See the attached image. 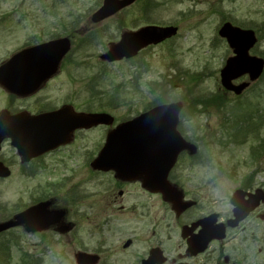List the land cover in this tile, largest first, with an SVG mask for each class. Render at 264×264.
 Masks as SVG:
<instances>
[{"label": "rangeland", "instance_id": "obj_1", "mask_svg": "<svg viewBox=\"0 0 264 264\" xmlns=\"http://www.w3.org/2000/svg\"><path fill=\"white\" fill-rule=\"evenodd\" d=\"M100 2L69 0L66 8L59 4L55 9L52 0H0V63L23 45L46 40L59 32L64 22L71 27L72 47L57 77L36 96L22 99V106L34 109L48 96L56 101L63 95L85 91L86 106L98 105L101 101V110L114 117V126L143 112L163 93L169 101L180 100L188 109L197 97L205 100L219 91L223 93L221 106L220 103L209 105L204 112L199 106L200 112L194 120L184 110L179 128L191 142L198 144L200 140L199 153H214L215 165L228 163L238 168L233 180L217 178L215 174L214 181L218 184L214 197L224 196L226 188L238 184L246 167L258 164L259 156L252 157L253 154L264 153V146L259 147L264 142V72L242 95L225 94L219 70L231 51L217 36V29L228 20L259 30L260 40L251 53L264 59V0H149L146 9L143 0H137L131 8L100 24H91V12ZM6 15L10 19H4ZM146 24H172L178 27V32L142 50L134 59L106 62L99 58L111 42L118 41L123 31ZM247 80V76L237 79L238 82ZM6 101V95L0 92V107ZM194 123L202 130L199 135L192 131ZM106 131L105 127L87 131L86 149L94 150L102 145ZM79 145L78 141L76 146ZM3 152L0 159L12 172L8 178L0 179V222L39 199L51 198L57 206H64L57 201L63 191L52 192L48 183L62 182L69 174L68 168L72 170L81 164L79 153L47 157L42 162L44 167L34 170L32 164H20L8 143L3 145ZM93 154L84 153L87 160L96 155ZM261 165L264 166V159ZM17 231L13 228L0 234L1 245L11 241L5 247L6 264L21 263V251L27 253L24 257L27 260L37 254H34L36 238L26 233L19 238ZM51 251L45 252L41 264H69L61 255L64 250L56 253L53 247ZM0 264L5 263L2 260Z\"/></svg>", "mask_w": 264, "mask_h": 264}, {"label": "flooded vegetation", "instance_id": "obj_2", "mask_svg": "<svg viewBox=\"0 0 264 264\" xmlns=\"http://www.w3.org/2000/svg\"><path fill=\"white\" fill-rule=\"evenodd\" d=\"M136 1L132 0L99 22L90 23L100 24L131 8ZM52 2L55 9L59 4L64 8L69 5V0ZM143 4L145 9L149 8V0H143ZM3 18L10 19L8 15ZM70 34L71 27L64 22L59 32L52 33L46 40L23 45L0 64L31 46L61 38L71 41ZM96 37H99L98 32ZM69 53L60 60L57 71L35 90L16 94L0 86V92L7 99L5 105L0 107V116H21L23 120H31L47 114L49 129L63 132L51 143L37 142L30 146L26 153L44 154L32 159L28 165L32 164L36 170L44 167L42 162L47 157L56 158L62 153L80 155L81 164L72 170L68 168L69 174L62 182L48 183L51 186L49 190H54L52 192L63 191L57 201L64 206H57L51 198L39 199L30 205L39 207L31 230L28 231L24 224L16 227L19 238L23 233L36 238L34 254H37L35 257L30 255L27 264H41L45 252H52L53 247L55 252L64 250L63 254H58L63 255L69 264H264V166L261 165L264 153H258L257 165L246 167L236 186L226 188L224 196L214 197L218 184L215 178L233 180L238 168L228 163L215 165L214 153H199L200 140L198 144L191 142L179 128L184 110L189 111L192 120L198 116L196 102L191 103L188 109L184 105L177 123L178 132L194 146V152L178 153L165 177L153 174L155 184L150 180L152 173L158 171L156 166L135 167L149 174L147 179H151L148 182L140 175L126 177L116 170L95 169L90 165L95 156L87 160L84 153L98 154L101 145L87 150L84 134L105 127L106 136L111 127L74 126L71 131L66 123L71 115L105 112L101 110V101L98 105L87 107L85 91H77L69 95L65 93L64 98L56 101L53 96H48L34 109L21 104L22 99L36 96L57 77ZM234 83L239 82L235 80ZM228 93L233 94L225 91V94ZM151 106L148 108L151 109ZM1 120L0 117V132L4 131L6 135V121ZM194 125L192 131L199 135L202 130L196 123ZM46 127L42 123L38 129ZM78 141L82 146H76ZM5 143H8L12 153H23L12 146L5 136L0 141V153H4ZM10 242L6 241L5 244L9 245ZM21 252L23 260L27 253Z\"/></svg>", "mask_w": 264, "mask_h": 264}, {"label": "water", "instance_id": "obj_3", "mask_svg": "<svg viewBox=\"0 0 264 264\" xmlns=\"http://www.w3.org/2000/svg\"><path fill=\"white\" fill-rule=\"evenodd\" d=\"M131 1L119 3L116 0H104L103 6L92 16V20L94 22L100 21ZM175 33V27L160 28L154 26L144 27L137 32L123 33L120 42L111 45L108 52L101 58L112 61L133 56L148 44L158 43ZM221 35L226 37L236 54L227 61L221 70L222 84L238 94L246 85L232 86L231 80L243 73H249L250 78L255 79L262 71L263 60L248 55L249 48L256 41L253 31L241 30L227 23L221 30ZM69 45L67 39L50 41L14 55L0 67V84L9 91L19 94H26L35 90L44 79L56 70L58 62L68 51ZM179 108L180 104L158 106L118 125L108 133L104 148L92 166L104 169L113 168L117 170L118 174L126 177L140 175L145 181L149 174L135 169L136 166H143L140 161L144 159L147 161L144 166L158 167V171L153 172L152 179H147V182L150 180L151 183H154L153 174L162 178L165 177L177 153L184 149L190 153L194 152V146L186 143L176 132V112ZM111 122L112 117L107 114H77L70 116L66 126L70 128L68 130H73L74 126L89 127L99 123L111 124ZM42 123L47 127L39 130L38 126ZM49 124L47 114L31 120H23L21 116L11 119L8 131H10L13 144L21 148L23 153L19 154L24 160L38 154L26 153L27 150H30L28 146L37 142L51 143L58 138L59 134L63 133L52 131L49 129ZM18 127L22 128V131ZM117 167H122V170L116 169ZM9 174V169L0 163V177H6ZM144 175L145 178H143ZM37 210H39L38 206L15 215L13 220L0 224V231L20 223L25 224L27 230H31L30 226L36 219Z\"/></svg>", "mask_w": 264, "mask_h": 264}]
</instances>
